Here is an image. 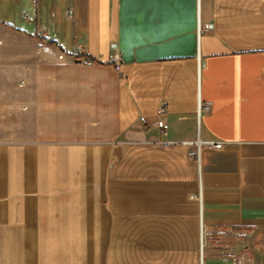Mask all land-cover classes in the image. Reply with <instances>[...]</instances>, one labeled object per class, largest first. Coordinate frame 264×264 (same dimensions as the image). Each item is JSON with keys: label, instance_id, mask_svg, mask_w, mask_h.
I'll list each match as a JSON object with an SVG mask.
<instances>
[{"label": "crops", "instance_id": "0c3cea01", "mask_svg": "<svg viewBox=\"0 0 264 264\" xmlns=\"http://www.w3.org/2000/svg\"><path fill=\"white\" fill-rule=\"evenodd\" d=\"M253 233L264 0H0V264H264Z\"/></svg>", "mask_w": 264, "mask_h": 264}, {"label": "built area", "instance_id": "2783aa9c", "mask_svg": "<svg viewBox=\"0 0 264 264\" xmlns=\"http://www.w3.org/2000/svg\"><path fill=\"white\" fill-rule=\"evenodd\" d=\"M34 1H36V0H34ZM25 17L28 18L29 20H32V21L36 20V15H34V14H25ZM202 28L208 29L209 25L205 24L204 26H201V24H199L198 25V33H200ZM41 35L42 36H46V34L44 32H42ZM81 49H82L83 53H86V51L84 49V46H82ZM60 56H62V55H60ZM85 56H86L87 60L90 59L89 56H87V55H85ZM120 66H121V61L116 60V63H115L116 69L119 70ZM210 108H211L210 102H201L200 101L199 102V107H198V112L200 113L201 110L208 111V110H210ZM158 125L162 128L163 132L166 133V129L168 127L167 123L164 120L160 119L158 121ZM203 143L212 145V146H214L216 148H221L223 146V142L222 141L206 140ZM200 242H201V247H203V234H201ZM231 264H244L243 256L242 255H237L236 257L233 258Z\"/></svg>", "mask_w": 264, "mask_h": 264}, {"label": "rangeland", "instance_id": "374dc122", "mask_svg": "<svg viewBox=\"0 0 264 264\" xmlns=\"http://www.w3.org/2000/svg\"><path fill=\"white\" fill-rule=\"evenodd\" d=\"M254 242H257V244H261L262 242V240L264 241V236H261V237H257V235H256V233H253V235H252V238H251ZM242 241V240H241ZM240 252H242V249L239 247L238 248V250H236V254L237 253H240Z\"/></svg>", "mask_w": 264, "mask_h": 264}]
</instances>
